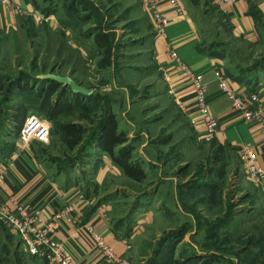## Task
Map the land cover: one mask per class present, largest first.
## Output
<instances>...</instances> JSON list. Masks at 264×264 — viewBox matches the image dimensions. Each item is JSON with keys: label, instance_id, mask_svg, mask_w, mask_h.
<instances>
[{"label": "rangeland", "instance_id": "1", "mask_svg": "<svg viewBox=\"0 0 264 264\" xmlns=\"http://www.w3.org/2000/svg\"><path fill=\"white\" fill-rule=\"evenodd\" d=\"M86 1L38 0L39 14L54 12L48 20L23 14L0 32V82L8 86L25 78L10 95L7 87L0 89V153L21 141L16 116L23 105L31 109L25 122L33 119L49 129L47 139L31 140L53 175L65 172L94 189L96 169L104 161L115 165L97 144L102 123L113 115L128 137L131 162H140L148 174L135 181L119 168L99 193L116 205V223L135 231L129 264H154L162 256L170 257L169 264H264V194L245 175L239 149L199 138L176 104L155 62V30L141 0ZM187 1L200 23L203 48L224 58L228 71L264 72V26L258 42L238 39L213 0ZM102 29L116 33L108 69L97 66L102 56L94 34ZM48 73L71 76L92 90L81 102L93 107L98 124L80 121L89 131L74 152L59 141L40 106L22 100L25 90L44 99L49 85L36 78ZM71 91L59 86L53 105L75 101ZM125 146L117 153L123 155ZM1 228L8 240L7 227ZM14 243L23 244L18 237ZM23 248L12 264H30Z\"/></svg>", "mask_w": 264, "mask_h": 264}, {"label": "crops", "instance_id": "2", "mask_svg": "<svg viewBox=\"0 0 264 264\" xmlns=\"http://www.w3.org/2000/svg\"><path fill=\"white\" fill-rule=\"evenodd\" d=\"M13 1L24 7L25 15L39 12L38 0ZM156 1L159 9L170 20V25L167 39L158 37L154 32L152 52L166 81L168 91L183 110L189 124L194 127L197 136L203 139L204 126L201 114L195 106L196 94L188 83L185 72L173 63L169 55L170 44L177 50L183 62L205 76L210 95L209 109L220 121V129L215 141L236 150L252 144L259 155L258 165L264 167L263 127L257 123L244 121L232 110L230 101L219 89V82L225 79L238 93L258 92L264 100V72L242 69L228 71L224 58L216 55L211 49L203 48L201 26L187 0H179L178 6L172 5L169 0ZM179 7L183 8V14L178 13ZM216 7L228 21L231 34L235 38L251 43L261 39V30L264 26V0H237L224 7L218 5ZM9 9L0 6V32L14 27L15 23H19L20 16H23ZM144 10L148 14L145 6ZM12 148L10 154L0 153V160L21 154L20 164L12 168V175L7 176L5 184L0 187V202L5 207L15 211L18 205H23L30 214H37L43 220L39 226L63 211L64 218L59 221L54 237L67 244L78 264H111L102 258L90 241L91 238L87 235L80 237L75 235L77 229L86 224L93 225L95 231L117 256L129 264L135 231L116 223V205L110 198H104L99 194L103 189L108 188L107 181L111 175L120 172L119 166L104 161L96 169L93 176L96 182L92 189L82 181L72 179L65 172L53 175L47 161L40 155L37 142L17 141ZM65 206H71L73 210L66 212ZM6 227L4 225V228ZM6 230L13 241L10 238L6 240L0 230V264H12L15 259L19 262L18 255L22 253V247L27 253V258L31 260L30 264H50L45 258L31 256L23 244L19 246L14 243L18 236L13 235L9 229Z\"/></svg>", "mask_w": 264, "mask_h": 264}, {"label": "built area", "instance_id": "3", "mask_svg": "<svg viewBox=\"0 0 264 264\" xmlns=\"http://www.w3.org/2000/svg\"><path fill=\"white\" fill-rule=\"evenodd\" d=\"M219 7H224L237 0H213ZM146 7L158 37L167 39L170 20L159 9L156 0H141ZM174 5H179V0H169ZM0 6L13 8L17 13L26 14V10L21 5H17L13 0H0ZM178 13L183 14L182 7L178 8ZM29 15V14H28ZM37 17V20L47 19L52 15L30 14ZM48 20V19H47ZM169 55L173 63L181 68L186 76L188 83L195 92V106L201 114V120L204 126L203 139L205 141H214L217 137L219 128V119L214 116L209 109L208 86L205 82L203 73L196 72L180 58L177 50L169 45ZM220 91L226 95L230 101L231 108L238 113L241 118L250 123H257L264 129V100L258 92L240 94L231 87L225 79L219 82ZM172 93V92H171ZM37 127L33 128L34 125ZM48 128L41 122L30 119L20 129L19 138L23 143L31 141L32 136L47 139ZM239 156L242 162L245 175L254 182L264 194V167L258 165L259 155L252 144H247L239 149ZM21 154L17 157H5L0 160V187L5 184L7 176L12 175V168L20 164ZM73 207L65 206L66 212H71ZM64 218V212L57 213L52 220L39 226L43 220L37 214H30L23 205H18L17 210L11 211L0 202V230L3 223L9 231L18 236L29 254L33 257L45 258L50 264H78L71 250L65 242L58 241L54 237L59 221ZM77 237L87 235L93 246L100 252L102 258L111 264H127V261L118 257L115 251L106 244L104 239L95 231L93 225H83L75 232Z\"/></svg>", "mask_w": 264, "mask_h": 264}, {"label": "trees", "instance_id": "4", "mask_svg": "<svg viewBox=\"0 0 264 264\" xmlns=\"http://www.w3.org/2000/svg\"><path fill=\"white\" fill-rule=\"evenodd\" d=\"M86 3V0H80V5L83 4L86 6ZM67 8L69 10L68 13H70L69 15L75 12L72 11L74 8H72L70 5L67 6ZM43 12V14L48 16L54 14V12L50 10V8L49 10H43ZM72 16L73 15H71L70 17L73 18ZM86 18L88 19V17ZM115 43H117L115 32H107L102 29L94 34V44L97 49L101 51L102 56V59L97 64L98 68L108 69L113 65ZM23 80H25L24 77L20 79V82L10 81L8 86H5L0 82V89L2 90L7 87V94L10 95L15 87H20ZM43 82H46L49 85V90L44 96V99L41 100L40 97L35 96V93H33L32 91L30 92L29 90H25L24 94L22 95V100L30 102L34 106H40L41 114L46 115L51 119V121H53L52 128L54 133L58 136L59 141L66 145V148L70 152H74L84 144L86 133L89 131V129L80 121H85L91 125L98 124L96 123L95 118L92 116L94 110L93 107L87 103L81 102L83 99L90 96L73 93L74 95H76L75 101L66 100L63 101L62 104L54 106L52 97L57 92L58 87L63 85L52 81V79ZM63 88L65 89L66 87L63 86ZM29 110L31 109L23 107V105L17 108V134H19L20 129L25 122V114L29 112ZM77 112H79V115L70 121L66 122L56 119L60 114L73 116ZM97 140L98 147L103 152L112 157L114 164L119 166L123 170L124 174H126V177L135 181H142L146 178L148 174L144 170L141 163L131 162L130 149L128 148V146H125L129 142L128 137L127 135H125V133L118 131V123L113 115H111L109 118H106V120L102 123L100 134ZM120 146H125L123 148L124 150H122V152L124 153L123 155L118 154L116 151V149ZM12 147L10 151H8V149L4 150L2 154L6 151L9 152L8 154H10L13 149ZM163 257L164 256H162L160 261H156L154 264H169L170 257Z\"/></svg>", "mask_w": 264, "mask_h": 264}, {"label": "water", "instance_id": "5", "mask_svg": "<svg viewBox=\"0 0 264 264\" xmlns=\"http://www.w3.org/2000/svg\"><path fill=\"white\" fill-rule=\"evenodd\" d=\"M38 80H51L55 81L61 85H63L64 87H68L70 88V90H72L71 92L74 94H81L84 96H91L92 95V90L89 88H86L82 85H80L79 83H77V81L71 77V76H61L55 73H48V74H42L37 76Z\"/></svg>", "mask_w": 264, "mask_h": 264}]
</instances>
